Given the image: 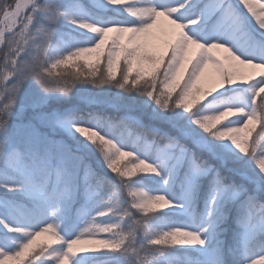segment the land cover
Here are the masks:
<instances>
[{"label": "snow or ice", "instance_id": "6c2138e0", "mask_svg": "<svg viewBox=\"0 0 264 264\" xmlns=\"http://www.w3.org/2000/svg\"><path fill=\"white\" fill-rule=\"evenodd\" d=\"M0 264H264V0H0Z\"/></svg>", "mask_w": 264, "mask_h": 264}, {"label": "trees", "instance_id": "16d2710c", "mask_svg": "<svg viewBox=\"0 0 264 264\" xmlns=\"http://www.w3.org/2000/svg\"><path fill=\"white\" fill-rule=\"evenodd\" d=\"M257 130H258V128H257Z\"/></svg>", "mask_w": 264, "mask_h": 264}, {"label": "rangeland", "instance_id": "374dc122", "mask_svg": "<svg viewBox=\"0 0 264 264\" xmlns=\"http://www.w3.org/2000/svg\"><path fill=\"white\" fill-rule=\"evenodd\" d=\"M43 239V238H42Z\"/></svg>", "mask_w": 264, "mask_h": 264}]
</instances>
